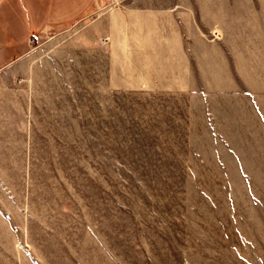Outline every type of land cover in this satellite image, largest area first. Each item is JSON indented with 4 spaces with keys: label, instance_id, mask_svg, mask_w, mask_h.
<instances>
[{
    "label": "rangeland",
    "instance_id": "rangeland-1",
    "mask_svg": "<svg viewBox=\"0 0 264 264\" xmlns=\"http://www.w3.org/2000/svg\"><path fill=\"white\" fill-rule=\"evenodd\" d=\"M175 10L101 0L15 70L0 264H264V32Z\"/></svg>",
    "mask_w": 264,
    "mask_h": 264
},
{
    "label": "crops",
    "instance_id": "crops-1",
    "mask_svg": "<svg viewBox=\"0 0 264 264\" xmlns=\"http://www.w3.org/2000/svg\"><path fill=\"white\" fill-rule=\"evenodd\" d=\"M101 0H0V102L34 48L95 12ZM176 15L212 17L222 32H264V0H168ZM161 5H156V7ZM207 20V18H206ZM29 40L33 42L30 43ZM257 46V45H256ZM21 94V93H20Z\"/></svg>",
    "mask_w": 264,
    "mask_h": 264
}]
</instances>
